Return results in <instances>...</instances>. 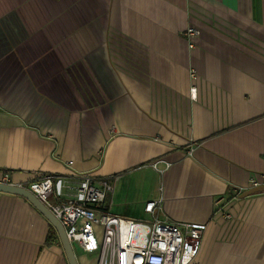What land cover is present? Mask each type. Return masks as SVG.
Returning a JSON list of instances; mask_svg holds the SVG:
<instances>
[{
  "label": "crops",
  "instance_id": "obj_1",
  "mask_svg": "<svg viewBox=\"0 0 264 264\" xmlns=\"http://www.w3.org/2000/svg\"><path fill=\"white\" fill-rule=\"evenodd\" d=\"M89 173L119 176L113 213L162 196L206 223L191 264H264V191L239 197L264 173V0H0V181L71 198ZM51 225L0 191V264H69Z\"/></svg>",
  "mask_w": 264,
  "mask_h": 264
},
{
  "label": "built area",
  "instance_id": "obj_2",
  "mask_svg": "<svg viewBox=\"0 0 264 264\" xmlns=\"http://www.w3.org/2000/svg\"><path fill=\"white\" fill-rule=\"evenodd\" d=\"M188 33L195 35L198 31L189 28ZM191 92L196 98L195 87ZM147 165L158 168L156 161ZM262 176L261 180L252 177L249 188L264 185V173ZM55 179L54 175H43L27 188L62 222L74 250L78 247L96 256L97 264H191L199 253L206 223L158 217L162 196L146 202L144 210L150 219H138L111 210L118 175L82 174L77 195L71 198H60L55 193ZM98 227L103 228L100 237Z\"/></svg>",
  "mask_w": 264,
  "mask_h": 264
},
{
  "label": "water",
  "instance_id": "obj_3",
  "mask_svg": "<svg viewBox=\"0 0 264 264\" xmlns=\"http://www.w3.org/2000/svg\"><path fill=\"white\" fill-rule=\"evenodd\" d=\"M0 191L18 194L27 198L53 225L56 229L61 245L65 251L69 264H79L76 252L66 234L62 222L51 212V210L31 192L26 186H20L12 183L0 181ZM264 185L249 188L242 192L239 197L244 198L252 193L263 192Z\"/></svg>",
  "mask_w": 264,
  "mask_h": 264
},
{
  "label": "trees",
  "instance_id": "obj_4",
  "mask_svg": "<svg viewBox=\"0 0 264 264\" xmlns=\"http://www.w3.org/2000/svg\"><path fill=\"white\" fill-rule=\"evenodd\" d=\"M51 230L53 231V234H54V238L53 239H56V240L59 241V237H58L57 231L52 225H51Z\"/></svg>",
  "mask_w": 264,
  "mask_h": 264
},
{
  "label": "rangeland",
  "instance_id": "obj_5",
  "mask_svg": "<svg viewBox=\"0 0 264 264\" xmlns=\"http://www.w3.org/2000/svg\"><path fill=\"white\" fill-rule=\"evenodd\" d=\"M98 229V236L100 237L101 235H102V231H103V228H101V227H98L97 228ZM77 248V247H76Z\"/></svg>",
  "mask_w": 264,
  "mask_h": 264
}]
</instances>
